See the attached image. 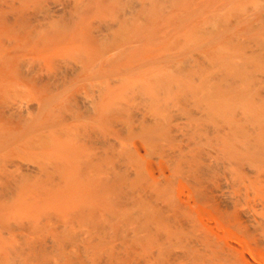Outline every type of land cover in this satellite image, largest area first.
Returning <instances> with one entry per match:
<instances>
[{"label":"bare ground","instance_id":"1","mask_svg":"<svg viewBox=\"0 0 264 264\" xmlns=\"http://www.w3.org/2000/svg\"><path fill=\"white\" fill-rule=\"evenodd\" d=\"M104 1L44 10L36 26L61 20L68 53H0V264H264V159L245 181L229 158L222 183L221 149L200 145L264 149V71L211 64L190 77L207 108L169 98L206 56L147 53L145 2ZM207 2L181 18L185 36L208 33Z\"/></svg>","mask_w":264,"mask_h":264},{"label":"rangeland","instance_id":"2","mask_svg":"<svg viewBox=\"0 0 264 264\" xmlns=\"http://www.w3.org/2000/svg\"><path fill=\"white\" fill-rule=\"evenodd\" d=\"M54 1L0 0V53H68V51L59 50L60 46H58L64 37L60 29L65 30L58 22L61 20L51 22L49 25L46 23L44 26H36L44 22L41 21L44 10L54 7ZM132 1L137 0H118V3L130 5ZM143 1L145 2L143 5L136 7L135 14L142 18L145 27V35L141 43L144 42L145 47L151 51L147 53H165V56L172 57V59L177 56L180 59L184 58V55H181L182 53H203L209 63V66L199 65L188 68V71L182 74L174 73L175 77L181 80L182 85H185V89L172 93L169 98H182L185 94H188V98L191 99L192 97L191 100L196 101V107L207 108L203 92L205 93L210 89L204 82L200 83L199 80L191 82L190 77H197L201 72L212 70L211 64L233 72H242L244 69L250 73L264 71V56L260 54L264 50V0H206L208 2L204 4L205 16L207 22L209 21L207 25L210 29L204 36L198 32L195 33L192 35L193 38L192 36H185L181 28L178 27L185 22L189 14L191 18L188 17L189 19L186 21L191 22L194 19H199L202 11L196 12V9L199 6L201 8L202 0ZM112 2L115 1L105 0L103 3L108 5ZM57 4L60 3L57 2ZM192 9H195L193 11L196 14H192ZM185 16L186 19L184 20L183 17L185 18ZM163 19L164 22H162ZM65 31L67 32V30ZM3 37L10 40H5L2 43L1 39ZM114 40L116 39L112 37L111 39L101 38L95 43L96 46L94 47L103 50L108 43ZM251 42L257 44L254 49L249 48ZM61 43L64 44L65 42ZM126 49V53H135V46H128ZM166 65L162 61V69H166ZM192 107L194 108L195 105H192ZM219 116L226 120L224 116ZM188 121L186 118H182L177 122L184 123ZM179 141L180 139L177 140V142ZM219 141V144L214 141L212 143L202 142L200 145L212 150L214 149L210 145L221 149L222 153H218L220 160H217L218 164L213 170L218 173L222 183H226V176L227 178L230 177L225 173H229L236 167L227 164L229 158H235L236 161L241 163L242 169L239 173L242 174L243 180H256L255 172H250V170L261 167L263 163L264 149L262 145L257 144L254 149H249L245 145L237 147V142L232 134L223 136V139ZM226 144H228V147ZM184 153H187V150ZM249 164H255L254 168L250 167ZM261 179L263 178H257V180ZM83 227L85 228L86 225H83ZM141 235H144V233ZM141 235L138 236L139 239L133 240V243L140 246L139 248L144 247L145 243V239ZM129 244L130 248H135L131 242Z\"/></svg>","mask_w":264,"mask_h":264}]
</instances>
